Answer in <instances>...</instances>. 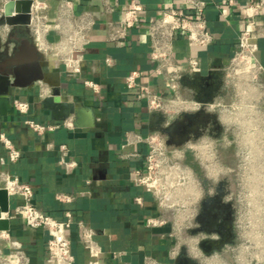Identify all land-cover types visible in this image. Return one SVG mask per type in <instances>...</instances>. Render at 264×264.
<instances>
[{
  "label": "crops",
  "instance_id": "0c3cea01",
  "mask_svg": "<svg viewBox=\"0 0 264 264\" xmlns=\"http://www.w3.org/2000/svg\"><path fill=\"white\" fill-rule=\"evenodd\" d=\"M43 1L48 3L47 13L53 23L61 0ZM72 1L76 14L87 11L94 20L80 72L69 71L62 60L38 50L48 62L44 70L60 76L61 100L83 107L89 114L82 117V126L76 114L56 120L41 106L42 98L51 93V87L41 80L14 89L7 113L2 114L0 107V134H5L21 155L10 161L0 141V187L7 175L17 176L32 186L40 210L59 219L65 217L66 211L72 215L68 234L75 264L88 262L87 251L79 239L78 221L93 230V237L103 250V264H145L147 257L157 264H174L171 217L162 211L150 191L133 183L134 171H145L149 151L146 142L136 141L135 135L159 132L171 123L173 116L149 110L145 100L126 87L125 76L136 71L140 74L138 80L151 89L168 90L165 80L154 72L156 63L150 56L147 28L165 8L187 12V6L183 0H139L143 8L139 21L126 39L107 41L108 23L123 20L130 0H109L113 10H106L103 0ZM207 1L205 18L213 42L203 47L190 46L187 37L178 36L173 55L184 67L189 66L190 58H195L200 67L198 72L182 76L184 98L203 101L200 95L209 93L212 101L226 100L231 88L225 83L224 69L234 52L237 33L248 27L250 19L254 21L250 28L258 43L256 56L264 68V33L260 31L264 30V13L255 7L258 0H237L233 5L225 0ZM27 7L28 0H0V87L2 72L18 65L21 41L33 40ZM58 38L54 29L47 35L50 41ZM106 57L112 58L110 65ZM85 80L93 81L97 89L85 84ZM260 80L264 83V71ZM258 97L261 100L264 94L259 93ZM15 102H23L26 107L17 109ZM28 121L56 127L37 132ZM61 145L67 148L65 159L75 162L69 168L59 163ZM137 197L141 200L137 201ZM21 202L19 195L9 194V212L2 213L9 220V229L0 230L2 255L8 258L12 251L10 243L16 241L27 257L26 264H49L47 233L28 227L15 214V207ZM151 218L165 222L148 225Z\"/></svg>",
  "mask_w": 264,
  "mask_h": 264
},
{
  "label": "built area",
  "instance_id": "2783aa9c",
  "mask_svg": "<svg viewBox=\"0 0 264 264\" xmlns=\"http://www.w3.org/2000/svg\"><path fill=\"white\" fill-rule=\"evenodd\" d=\"M236 1L225 0L228 5H233ZM103 2L106 10H113L109 0H103ZM183 2L187 6V12L175 7L165 8L160 16L149 22L147 28L151 48L150 56L156 63L154 72L165 80L168 90L151 89L148 85L138 80L140 74L136 71L130 72L125 76L126 87L135 90L137 97L145 100L149 110H158L164 114H179L203 107L220 109L225 106V103L221 100L203 102L186 99L182 96L180 86L182 76L186 73L198 72L200 67L195 58L189 59L188 67H184L175 61L173 55L175 38L185 36L190 46L199 47L208 46L214 40L205 18V11L209 2L207 0H183ZM250 7L253 8L254 6ZM255 7L264 13V0H258ZM142 9V4L139 0H130L124 9L123 20L121 22L108 23L107 41L126 39L129 30L138 23ZM47 10L48 3L46 1L32 0L29 26L36 47L48 56L62 60L69 71L79 73L83 53L90 41L89 33L94 24L93 18L87 11L76 14L72 0H61L59 2L58 12L53 23L49 21ZM247 24V28L237 33L234 52L224 69L225 83L230 86L231 90H234V85L231 81L233 82L235 77L241 78L243 81L238 84L239 88H235L236 96L239 99L248 96L255 97L257 101L259 99L258 94H262V92L255 86L262 83L260 75L264 68H262L257 59V37L253 35L250 28L253 26L254 21L250 19ZM52 29L59 35V38L55 41L47 39V35ZM260 31L264 33V30ZM105 61L110 65L112 58L106 57ZM85 84L94 90L97 89V84L91 80H85ZM14 105L20 110L26 107L23 102H15ZM240 105H236V107ZM28 124L37 132H43L46 129L52 130L56 127L54 124H43L34 121H28ZM135 140L146 142L149 151L146 157L145 171L135 170L133 183L150 191L161 208L167 205L170 196L165 193L166 195L161 197L155 183L160 179L165 183L171 181L170 178L175 175V170L173 169L181 170L183 166L187 171L183 163V153L179 148L168 145L160 132H151L146 136L136 134ZM0 141H2L8 152L9 160L12 162L16 161L21 155L20 150L14 146L13 142L5 134H0ZM59 150L60 164L64 165L65 168L75 164V162L65 159L67 148L64 145H61ZM187 179L188 203L192 206L194 199L193 183L189 178V173ZM3 187L7 189L8 194L19 195L22 199V202L15 207V214L21 217L28 227L43 229L47 233L46 261L49 264H75L68 234L73 222L72 215L66 211L65 217L59 219L40 210L35 204L32 186L19 180L17 176L7 175ZM136 200L140 201L141 199L137 197ZM191 206L189 218L186 219L187 223L183 228L189 222ZM164 222L165 220L162 218L147 220L148 225H159ZM77 226L80 242L88 254L87 264H103L100 260L103 250L94 239L93 230L82 221H78ZM10 245L12 251L8 258L2 255L0 249V264H26L27 257L19 242L12 241ZM174 249V255L176 256V246ZM145 264H157V262L147 257Z\"/></svg>",
  "mask_w": 264,
  "mask_h": 264
},
{
  "label": "flooded vegetation",
  "instance_id": "af4514ba",
  "mask_svg": "<svg viewBox=\"0 0 264 264\" xmlns=\"http://www.w3.org/2000/svg\"><path fill=\"white\" fill-rule=\"evenodd\" d=\"M255 88L264 94V83ZM210 97L205 93L199 98L211 102ZM221 101L225 106L220 109L203 107L174 115L171 123L159 131L168 145L182 151L193 183L190 219L179 235L184 241L175 237L174 264H182L179 260L183 256H188L192 264H234L235 253L243 246L237 241L231 183L235 180L241 140L254 127L256 119L252 114L260 112L259 124L264 129V105L241 104L235 111L232 104Z\"/></svg>",
  "mask_w": 264,
  "mask_h": 264
},
{
  "label": "rangeland",
  "instance_id": "374dc122",
  "mask_svg": "<svg viewBox=\"0 0 264 264\" xmlns=\"http://www.w3.org/2000/svg\"><path fill=\"white\" fill-rule=\"evenodd\" d=\"M241 81H243L241 78H233L231 83L234 85V90H231L225 101L232 104L235 111H237L236 105L239 104L259 105L261 103V105H264V102H260V99L257 101L250 100L247 97L239 99L236 96L235 88H239L238 84ZM235 84L237 85L235 86ZM257 110L261 109L257 108ZM169 115L174 116L175 114ZM252 116L256 119V124L255 121L253 124L255 129L254 127L250 129V132L254 133V141L248 139V134L245 139L241 140L242 147L239 150L240 156L235 180L231 183L236 215L237 241L247 247L243 248L242 255L245 254V250L252 251V255L256 254L258 250L260 254H264V250H262L264 249V129L259 124L260 112H256ZM173 170H175V175L170 178L171 181L165 183L160 179L155 183V186L161 197L166 195L165 193L170 196L167 205L161 208L171 217V228L174 237H178V241L182 242L184 238H180L182 236L179 237V235L187 223L186 219L189 218L191 206L188 203V172L183 166L181 170ZM240 250L235 253L234 264H240ZM246 257L248 258L246 264H260V260L252 259L248 254H246Z\"/></svg>",
  "mask_w": 264,
  "mask_h": 264
},
{
  "label": "water",
  "instance_id": "95a60500",
  "mask_svg": "<svg viewBox=\"0 0 264 264\" xmlns=\"http://www.w3.org/2000/svg\"><path fill=\"white\" fill-rule=\"evenodd\" d=\"M32 0H28L27 22H30V10ZM8 4L4 10L8 11ZM18 65L8 67L2 72L3 85L0 87V107L2 114L7 113L11 107V95L13 90L21 86L30 85L34 81L41 80L51 87V93L40 101L42 108L50 111L52 116L58 120L68 114H76L80 126H82V117L89 114L83 107H77L73 103H65L60 98L61 80L57 72L44 70L48 65L43 54L39 52L33 40L23 39L19 46L17 54ZM84 123V122H83ZM9 212V194L5 187H0V230L9 229V220L2 217V213ZM182 264H192L188 256H183L179 260Z\"/></svg>",
  "mask_w": 264,
  "mask_h": 264
},
{
  "label": "bare ground",
  "instance_id": "6f19581e",
  "mask_svg": "<svg viewBox=\"0 0 264 264\" xmlns=\"http://www.w3.org/2000/svg\"><path fill=\"white\" fill-rule=\"evenodd\" d=\"M244 132H246V131H244ZM251 134V135H250ZM250 135V136H249ZM253 135H254V133L253 132H249L248 133V139L250 140V141H254V137H253ZM256 144V143H255ZM243 248H247V247H241V250H240V254H239V259H240V264H246L247 262H248V258L246 257V254H248L249 256H251V258L253 259V258H256V259H258V260H260V264H264V254H260L259 253V250L256 252V254H253L252 255V251L251 252H249L248 250H245L244 251V253L245 254H243L242 255V251H243ZM262 250H264V249H262ZM241 255L243 256V258L241 257ZM257 255H260V256H257ZM245 257V258H244ZM249 260H250V257H249ZM208 263H212V264H216L215 263V261L214 262H212V261H210V262H208Z\"/></svg>",
  "mask_w": 264,
  "mask_h": 264
}]
</instances>
